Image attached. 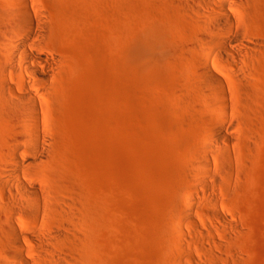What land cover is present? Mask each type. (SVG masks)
I'll return each mask as SVG.
<instances>
[{"label": "rangeland", "instance_id": "rangeland-1", "mask_svg": "<svg viewBox=\"0 0 264 264\" xmlns=\"http://www.w3.org/2000/svg\"><path fill=\"white\" fill-rule=\"evenodd\" d=\"M222 1L0 0V264L12 224L44 264L62 247L67 264H264V0H225L231 24ZM30 5L48 26L32 49L55 68L31 116L43 136L22 142L26 89L7 65ZM222 33L246 47L227 54ZM15 155L50 214L31 210Z\"/></svg>", "mask_w": 264, "mask_h": 264}, {"label": "bare ground", "instance_id": "bare-ground-1", "mask_svg": "<svg viewBox=\"0 0 264 264\" xmlns=\"http://www.w3.org/2000/svg\"><path fill=\"white\" fill-rule=\"evenodd\" d=\"M221 18L227 23L231 24L234 22L235 18L232 16V14L229 12L228 5L226 1H222L217 8ZM12 17L14 18L15 21H17L18 24H20L21 31H20V36L18 40L16 41L15 47L12 49L10 53V59L11 63L7 65V68L10 70H14L17 72L18 77L17 81L19 82L22 78L24 84V88L26 89V95L22 97L20 94L16 95L15 97L19 100L23 101V106L22 108L26 112L27 116L25 117L27 120V128L28 131L21 132L22 138H20L23 142V138H28V139H38L43 136V132L40 128L35 127V122L31 118V116L35 117H42L45 118L43 115V109H44V103H43V96H44V90L47 89L50 84V76L54 72V62L52 59H50L48 56H44L40 54L37 51H34L32 49V37L35 34H38V32L44 36L45 31L48 29L47 23L45 21V16L42 11L37 6L33 7L30 5V7H25L24 8V15L21 13H13ZM219 36V35H218ZM215 44L217 46L222 45L223 46V51H225L227 54L232 55V56H237L236 52L234 49L241 50L242 48H245V43H243L240 39L236 38L235 36L233 37L232 35L228 36L225 35L224 33L220 34L219 37L215 39ZM234 48V49H233ZM233 49V50H232ZM205 53V64H204V72L209 78H213L215 80L219 79V76L208 66V56L210 54V50L208 48L203 49ZM19 52L21 55H19ZM30 72L35 73L34 75H31ZM38 90V91H37ZM224 127H220L218 129V135L220 136L221 134H224ZM17 138V137H16ZM220 138V137H219ZM17 140V139H16ZM18 141V140H17ZM217 141V140H216ZM42 156L46 155V151L41 152ZM14 157V156H13ZM13 162L15 163L16 166L20 164L19 158L15 155L14 158H12ZM7 169L8 172H14L11 166H9ZM21 167H17L15 170L16 177L17 179L21 182L19 183L18 187L19 189L23 190L27 194L31 195L35 199L34 207L31 206V210L35 212L37 216L44 214H50V212L54 210L56 207L55 205L45 204L41 201V192L38 189H30L27 186L31 184V180L29 178H24L21 176ZM9 172V173H10ZM193 199H194V193L192 190L187 191V195L185 197V202H186V208L190 209L193 207ZM55 206V207H54ZM69 207L70 210L67 208L63 209V207H60V210H62L65 215H66V220H64V224L62 225H71V221L73 222V218L75 217L74 210L71 206ZM30 208V207H29ZM72 214H74L72 218ZM69 226L68 230L70 229ZM73 225V224H72ZM175 225L178 231L181 230L182 228V219L181 218H176L175 219ZM61 228V227H60ZM58 228L56 230V234L60 238L58 243L62 244L63 243V237H67L66 233L64 230ZM11 233L14 238V248L13 249H8L3 253V258H2V263L1 264H44L42 263V257L44 254L42 252H37L36 250V257L38 258L37 255H40V260L37 258H33L31 254H29V251H31V244L34 240V236L32 235H27L25 239L26 243L21 237V233L18 230L17 226L12 224L11 225ZM55 236L53 233L50 234H44L41 235L40 240L42 242H47L50 245L55 244V241L58 239L54 238ZM76 236V234H75ZM65 240V239H64ZM30 244V245H28ZM63 248V247H62ZM60 248L61 252H50V259L54 264H67L68 261L65 260L67 259L68 256H66L67 252ZM30 249V250H29ZM66 253H65V252ZM40 253V254H38ZM68 255V254H67ZM42 256V257H41ZM66 257V259H65ZM68 260V259H67Z\"/></svg>", "mask_w": 264, "mask_h": 264}]
</instances>
